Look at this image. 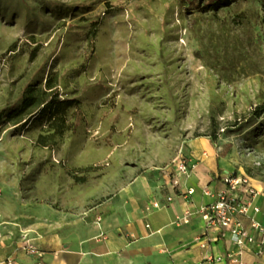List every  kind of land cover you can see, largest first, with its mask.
I'll list each match as a JSON object with an SVG mask.
<instances>
[{"label": "rangeland", "instance_id": "obj_1", "mask_svg": "<svg viewBox=\"0 0 264 264\" xmlns=\"http://www.w3.org/2000/svg\"><path fill=\"white\" fill-rule=\"evenodd\" d=\"M209 1L0 0V258L43 226L122 210L139 177L155 196L175 186L197 139L216 172L264 181L261 0ZM29 89L73 100L63 124L26 106Z\"/></svg>", "mask_w": 264, "mask_h": 264}, {"label": "crops", "instance_id": "obj_2", "mask_svg": "<svg viewBox=\"0 0 264 264\" xmlns=\"http://www.w3.org/2000/svg\"><path fill=\"white\" fill-rule=\"evenodd\" d=\"M217 152L208 140L197 139L190 144L197 168L179 175V187L168 184L155 196L158 184L139 177L130 203L121 205L122 210L102 211L97 220L93 214L88 219L64 218L43 226L32 239L41 255H29L20 246L12 256L0 258V264L8 259L14 264H229L227 255L237 247L229 238L208 232L198 213L214 203L224 187L222 175L212 164ZM251 184L259 192L254 204L260 212L253 216L264 224V181L252 179ZM189 189L194 190L191 196L186 195ZM154 200L162 207L148 211ZM187 213L189 222L178 224L177 219ZM242 260L264 264V255L246 251Z\"/></svg>", "mask_w": 264, "mask_h": 264}, {"label": "built area", "instance_id": "obj_3", "mask_svg": "<svg viewBox=\"0 0 264 264\" xmlns=\"http://www.w3.org/2000/svg\"><path fill=\"white\" fill-rule=\"evenodd\" d=\"M198 163L194 160H178V172L189 174L197 168ZM224 187L216 193L214 203L203 206L198 210L205 222L208 232L229 238L237 247L236 252L227 255L229 264H246L242 256L246 251H253L257 257L264 255V224L258 221L253 214L260 212V208L254 204V199L259 192L252 186L251 179L246 175L224 173L221 176ZM175 187L180 185L174 181ZM193 189H189L186 195L191 196ZM246 196L247 199H244ZM155 207H159L155 203ZM190 214L178 218L177 223H188ZM245 220H248L245 222ZM214 241L215 239H210ZM23 249L29 255H41L32 240L24 242ZM5 264H14L8 259ZM41 264V263H38Z\"/></svg>", "mask_w": 264, "mask_h": 264}, {"label": "trees", "instance_id": "obj_4", "mask_svg": "<svg viewBox=\"0 0 264 264\" xmlns=\"http://www.w3.org/2000/svg\"><path fill=\"white\" fill-rule=\"evenodd\" d=\"M239 0H211L209 1L205 6L201 7L202 12H213V13H217L218 11L224 9V8H228L231 5H233L234 3H236ZM261 5H262V9L264 12V0H261ZM263 21H264V16H263ZM47 86L48 89H52L54 86L51 84L50 80H47ZM28 94L29 96L26 98L25 104L26 106H31V105H39L40 108L43 107L42 111H51L52 113H50V118H52V122L53 121H61V124H63V122L65 121V113L68 109V107L71 106L73 102V100H68V101H64V102H60L58 103H51V102H43L41 100L40 97H34L32 94V91L29 89L28 90ZM50 103V104H49ZM49 104V105H48ZM47 107V108H46ZM46 109V110H45ZM24 113V109H21L19 111H16L14 113V115L16 117L21 116ZM264 113V106H258V108L256 109V115L259 117ZM37 114V112H31L28 115V118H24L17 121V124H21L24 123L25 121L28 123L29 121H31L33 119V117H35ZM26 122L24 125H26ZM214 143H217L218 141V136L216 135H212L211 136Z\"/></svg>", "mask_w": 264, "mask_h": 264}]
</instances>
